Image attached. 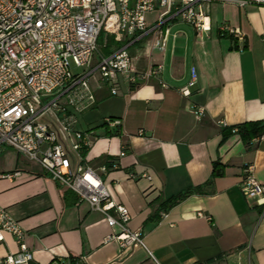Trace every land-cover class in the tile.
<instances>
[{
    "label": "crops",
    "instance_id": "obj_1",
    "mask_svg": "<svg viewBox=\"0 0 264 264\" xmlns=\"http://www.w3.org/2000/svg\"><path fill=\"white\" fill-rule=\"evenodd\" d=\"M209 15L205 34L174 21L164 47L154 46L152 32L102 43L104 55L108 45L111 53L128 46L140 70L162 65L168 87L153 80L132 90L121 85L117 95L107 86L97 92L95 106L78 117L77 128L97 137L82 156L97 169L111 200L128 209L129 227L143 230L159 264H264V209L241 192L250 166L264 185V139L247 146L238 133L224 138L225 127L264 122V6L214 3ZM157 16L148 15L150 27ZM223 23L240 29L245 42L221 37ZM193 67L198 82L185 98L180 89ZM194 107L205 115L197 118ZM106 119L119 125L112 129ZM81 162L73 160V169ZM215 164L222 175L212 180ZM188 191L176 206L158 211L160 202ZM0 208L25 230L29 264H154L144 250L122 255L118 242L106 241L118 227L110 228L102 213L10 148L0 151ZM18 251L6 234L0 257Z\"/></svg>",
    "mask_w": 264,
    "mask_h": 264
},
{
    "label": "built area",
    "instance_id": "obj_2",
    "mask_svg": "<svg viewBox=\"0 0 264 264\" xmlns=\"http://www.w3.org/2000/svg\"><path fill=\"white\" fill-rule=\"evenodd\" d=\"M214 3L241 9L264 6V0H0V151L10 148L39 164L43 177L102 213L110 228L120 230L106 241L118 242L122 255L144 250L159 264L144 243L143 230L129 227L128 209L111 200L97 169L82 156L97 137L92 130L77 128L78 117L95 106L96 94L105 86L117 95L121 85L129 90L153 80L163 88L168 85L161 80L162 65L140 70L128 46L104 55L99 39L104 36L106 47L109 36L136 40L152 32L154 46L160 42L164 47L174 21L198 34L210 32ZM153 13L158 16L150 27L147 17ZM219 34L245 42L240 29L228 23L219 27ZM72 65L84 73L74 76ZM197 82L193 67L180 94L191 97ZM193 112L199 119L205 115L203 107H194ZM105 125L116 129L119 122L106 119ZM75 159L82 162L73 169ZM100 170L107 171L106 167ZM241 192L264 209V185L254 177L252 166L246 170ZM6 234L15 239L19 251L0 257V264H29L33 253L25 243V230L8 209L0 208V244Z\"/></svg>",
    "mask_w": 264,
    "mask_h": 264
},
{
    "label": "trees",
    "instance_id": "obj_3",
    "mask_svg": "<svg viewBox=\"0 0 264 264\" xmlns=\"http://www.w3.org/2000/svg\"><path fill=\"white\" fill-rule=\"evenodd\" d=\"M109 40H111L110 43L114 41L112 37H109ZM101 41H103V35L99 39V44ZM109 48H110L109 45L107 48H105V52L107 55L111 53ZM224 130L227 131L225 132L224 138H227L228 136L232 134L238 133L241 136L243 143L249 146L250 143L254 139L259 138L264 134V122L262 121L261 122L260 121L259 122H246V123H243L237 126L225 127ZM221 175H222V170L219 169L218 164H215L211 179L213 180L216 177H219ZM197 191L200 192L201 189H197ZM189 193L190 192L188 191L180 196L173 197L167 200H163L162 202H160L158 211L160 212V211L170 210L171 208L176 206L180 201H182L185 197H187ZM75 263L76 261L72 260V264H75Z\"/></svg>",
    "mask_w": 264,
    "mask_h": 264
},
{
    "label": "rangeland",
    "instance_id": "obj_4",
    "mask_svg": "<svg viewBox=\"0 0 264 264\" xmlns=\"http://www.w3.org/2000/svg\"><path fill=\"white\" fill-rule=\"evenodd\" d=\"M102 43H103V41L100 42V48H102ZM71 71H72L74 76L81 75L84 73V70L82 68H78L74 65H72Z\"/></svg>",
    "mask_w": 264,
    "mask_h": 264
}]
</instances>
